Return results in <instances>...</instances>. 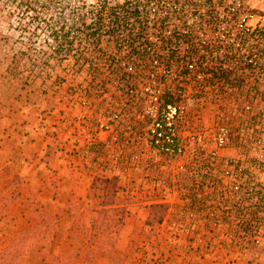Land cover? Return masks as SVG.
<instances>
[{
    "label": "built area",
    "instance_id": "1",
    "mask_svg": "<svg viewBox=\"0 0 264 264\" xmlns=\"http://www.w3.org/2000/svg\"><path fill=\"white\" fill-rule=\"evenodd\" d=\"M56 28L87 83L65 103L75 154L127 206L165 199L130 174L174 170L214 175L218 206L264 207V0H87Z\"/></svg>",
    "mask_w": 264,
    "mask_h": 264
},
{
    "label": "rangeland",
    "instance_id": "2",
    "mask_svg": "<svg viewBox=\"0 0 264 264\" xmlns=\"http://www.w3.org/2000/svg\"><path fill=\"white\" fill-rule=\"evenodd\" d=\"M85 2L0 0V264L12 252V264H264V207L218 206L214 175L130 174L139 195L170 202L161 223L148 224L147 200L118 198L120 221L103 212L92 164L70 137L76 109L65 103L87 85L73 70L78 52L50 36L58 25L65 36Z\"/></svg>",
    "mask_w": 264,
    "mask_h": 264
},
{
    "label": "trees",
    "instance_id": "3",
    "mask_svg": "<svg viewBox=\"0 0 264 264\" xmlns=\"http://www.w3.org/2000/svg\"><path fill=\"white\" fill-rule=\"evenodd\" d=\"M117 183V177L95 176L92 182V187L102 192L100 206L102 207L103 212H112L117 217V220L120 221L125 217L126 208L122 207L121 204H119L116 188ZM149 208L150 211L147 222L150 225H154L163 221V218L168 211L169 203L156 202L151 204ZM16 256H18V254L12 252V254H10L7 258L8 264H12Z\"/></svg>",
    "mask_w": 264,
    "mask_h": 264
}]
</instances>
